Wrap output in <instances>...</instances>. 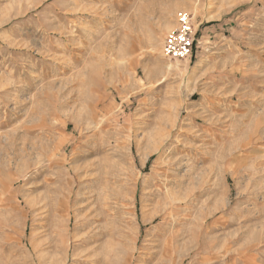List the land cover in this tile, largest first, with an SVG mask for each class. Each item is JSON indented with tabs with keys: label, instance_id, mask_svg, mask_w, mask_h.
Wrapping results in <instances>:
<instances>
[{
	"label": "rangeland",
	"instance_id": "rangeland-1",
	"mask_svg": "<svg viewBox=\"0 0 264 264\" xmlns=\"http://www.w3.org/2000/svg\"><path fill=\"white\" fill-rule=\"evenodd\" d=\"M0 264H264V0H0Z\"/></svg>",
	"mask_w": 264,
	"mask_h": 264
},
{
	"label": "built area",
	"instance_id": "built-area-1",
	"mask_svg": "<svg viewBox=\"0 0 264 264\" xmlns=\"http://www.w3.org/2000/svg\"><path fill=\"white\" fill-rule=\"evenodd\" d=\"M179 24L178 29L167 36L163 53L170 59L185 60L193 55L195 36L186 16L180 18Z\"/></svg>",
	"mask_w": 264,
	"mask_h": 264
},
{
	"label": "bare ground",
	"instance_id": "bare-ground-1",
	"mask_svg": "<svg viewBox=\"0 0 264 264\" xmlns=\"http://www.w3.org/2000/svg\"><path fill=\"white\" fill-rule=\"evenodd\" d=\"M168 177H171V176H168ZM170 181H171V179H170ZM173 181H171V183H172ZM167 196V195H166ZM169 197V199H171L170 201H169V203H170V208L171 209H176L177 207V205H176V202H175V199H176V197L175 196H171V194L168 196ZM168 210V209H167ZM166 210V211H167ZM178 214V213H177Z\"/></svg>",
	"mask_w": 264,
	"mask_h": 264
}]
</instances>
